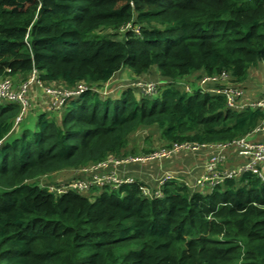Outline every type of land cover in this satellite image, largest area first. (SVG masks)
<instances>
[{
    "label": "trees",
    "instance_id": "obj_1",
    "mask_svg": "<svg viewBox=\"0 0 264 264\" xmlns=\"http://www.w3.org/2000/svg\"><path fill=\"white\" fill-rule=\"evenodd\" d=\"M129 22L138 34L120 31ZM126 66L135 79L155 67L165 81L159 96L131 82L108 96L94 88ZM260 66L264 0H0V79L27 81L35 70L47 85L94 86L17 124L21 105L0 101V264H264V181L252 173L206 189L170 180L156 199L141 194L138 179L62 195L38 180H72L68 170L109 157L251 134L262 108L232 110L222 94L195 87L225 72L227 81L209 86L259 100L264 89L257 99L247 91L257 89V78L248 82ZM144 127L157 128L161 142L137 150L130 138ZM251 138L264 142V131ZM198 157L181 152L169 162L180 168ZM137 168L125 169L134 177Z\"/></svg>",
    "mask_w": 264,
    "mask_h": 264
},
{
    "label": "built area",
    "instance_id": "obj_2",
    "mask_svg": "<svg viewBox=\"0 0 264 264\" xmlns=\"http://www.w3.org/2000/svg\"><path fill=\"white\" fill-rule=\"evenodd\" d=\"M122 32L134 31L139 33V26L132 23H126L121 27ZM36 71L32 72L30 82L36 78ZM228 75L222 72L220 75L203 76L199 81V87L202 91L222 94L226 98V103L232 110L242 111L247 108H262L264 110V97L251 101L244 100L241 95V90L232 86L214 87L209 84L225 82ZM36 84L42 87V81L36 78ZM159 83H132L135 87L143 90L144 94L150 95L157 89ZM94 86H88L85 83H79L74 88H61V87H44L45 92L51 97V101L47 107L48 110H58L69 99L79 96L82 92L88 89H94ZM27 85L21 86L19 92H15L12 88L11 79H0V101L10 100L18 101L22 104V111L26 107L24 94ZM187 91L191 88L186 86ZM22 113V112H21ZM21 119L18 116L15 119V124ZM264 131V121L262 124L255 128L251 134L240 137L231 143H196V142H183L170 145L168 147H161L155 149L147 154L142 155H129L126 157H109L105 160L91 163L86 166L72 169V174L77 177L72 180H62L49 182L48 176L44 175L39 177V185L44 187L47 192L62 195L68 192H77L82 194L90 191L94 187L109 186L111 188H118L125 183H133L135 178L128 175L126 165L143 166L153 162L161 163L165 159H170L173 155L181 152H189L190 154H199L207 152V159L202 166V171L199 172L195 178L194 183L191 184L184 178L178 177L168 171L156 179L155 185L142 183L139 187L141 194L145 197L156 199L160 198L163 194L162 185L170 180H177L183 182L189 187L200 188H213L222 183L226 179L237 178L245 172L252 173L253 175L264 181V142L255 141L251 138L253 133ZM233 150V162L236 165L229 164V152ZM53 176V175H52Z\"/></svg>",
    "mask_w": 264,
    "mask_h": 264
},
{
    "label": "rangeland",
    "instance_id": "obj_3",
    "mask_svg": "<svg viewBox=\"0 0 264 264\" xmlns=\"http://www.w3.org/2000/svg\"><path fill=\"white\" fill-rule=\"evenodd\" d=\"M102 33H104L103 31H101ZM121 35L118 36V39H121ZM93 39V36L88 37V41H91ZM260 68V73L257 79L258 84H256L257 88H261L264 89V69L263 67ZM157 75V76H156ZM251 79H249L248 84L251 83H255L253 80V72L251 73ZM32 78V74L30 76V78L27 81H19V79L17 78H10L11 79V83H12V88L15 92H19L21 86H23L24 84L27 85L26 88V92L24 94V99L26 101V107L25 109L22 111V113L20 114L21 119L18 121V123H20L21 121H23L25 118H29L30 117V113L35 110V108L37 109H41V110H48L47 107L51 101V97L45 92L44 87H55L52 86L51 84H44L42 83V87L38 84H36V78L30 82V79ZM190 79V78H189ZM144 82V83H159L157 86H164L165 82L162 81L161 79H159L158 77V72L157 69L155 67H152L151 70L149 71V74L146 76H143L139 79H135L133 73L131 72V70L129 69V67H124L121 71L117 72V74H115V76L110 80V83H106L103 85L102 88H96L99 92H102L103 96H108L109 94H115L114 91H118V88L116 87L119 84H127L128 82L130 83H136V82ZM190 85L192 87H195V82H190ZM183 86H187L186 81L183 82ZM61 88H66V87H61ZM197 88V86L195 87ZM117 89V90H116ZM158 87L156 89V91L150 95H152L153 97L159 96L158 92ZM142 92H144L143 90H141ZM244 92L241 91V95L239 96V98L244 96ZM147 95V94H146ZM18 102V101H17ZM21 105L22 108V104L20 102H18ZM32 104V107H31ZM33 104H36V107L33 106ZM61 108V107H60ZM59 108V109H60ZM57 110V109H56ZM49 111H54V110H49ZM131 144L133 146V148L135 149H140V148H146V147H155L158 146L160 144V140H159V134L157 131V128L155 127H149V128H140L139 130H137L135 133H133L131 135ZM154 163V162H153ZM152 164V163H151ZM234 165H236L234 163ZM66 175V174H64ZM61 177L60 173H56L54 175V177ZM48 178H52V175H49ZM149 182L152 184L154 183V180L151 179L149 180ZM154 185V184H152Z\"/></svg>",
    "mask_w": 264,
    "mask_h": 264
},
{
    "label": "crops",
    "instance_id": "obj_4",
    "mask_svg": "<svg viewBox=\"0 0 264 264\" xmlns=\"http://www.w3.org/2000/svg\"><path fill=\"white\" fill-rule=\"evenodd\" d=\"M262 67L264 69V66H261V68ZM259 73H260V69H259V71H257V73L256 72L253 73L254 74L253 75L254 80L256 78L258 79ZM108 83H110V81H108ZM124 85L125 84L117 85L116 87L118 88V91H114V92L118 93L119 91H121V89L124 87ZM197 87H199V85ZM262 90L263 89H261V88H259V89L257 88L254 91L248 90L247 91V97L252 98V99H257V98L261 97ZM33 106L36 107V104H33ZM31 107H32V104H31ZM35 111H42V110L35 108V110L32 111L33 115L35 114ZM231 151H233V150H230V152H229L230 155L233 154V152H231ZM194 155L199 156L198 162H196L192 165H188V164L186 165V163H182L179 165V166H181L180 168H176L174 163H173V165H174L173 166L169 162V159H165L161 163L154 162V163H156L154 165H151V163H150L151 166L149 164H146L143 166H138V168L135 169V176L134 177H135V179H138L142 183H148L150 185H152V184L155 185L157 183L156 179L161 177L165 171H168V172L175 174L178 177L184 178L190 182V179L194 178V180H195V178L198 176L199 172L202 171V166H203V164H205L206 159H207V152H201L199 154H194ZM230 155H229V157H230ZM233 163H235V162H233ZM64 173L65 172H62L61 176L64 175ZM68 173H71V170H68ZM151 179L154 180V183H152V184L149 182V180H151Z\"/></svg>",
    "mask_w": 264,
    "mask_h": 264
},
{
    "label": "water",
    "instance_id": "obj_5",
    "mask_svg": "<svg viewBox=\"0 0 264 264\" xmlns=\"http://www.w3.org/2000/svg\"><path fill=\"white\" fill-rule=\"evenodd\" d=\"M41 187V186H40Z\"/></svg>",
    "mask_w": 264,
    "mask_h": 264
}]
</instances>
